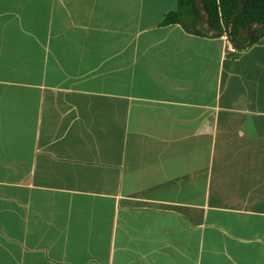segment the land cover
Listing matches in <instances>:
<instances>
[{
    "label": "crops",
    "instance_id": "1",
    "mask_svg": "<svg viewBox=\"0 0 264 264\" xmlns=\"http://www.w3.org/2000/svg\"><path fill=\"white\" fill-rule=\"evenodd\" d=\"M176 8L0 0V264H264V34Z\"/></svg>",
    "mask_w": 264,
    "mask_h": 264
},
{
    "label": "trees",
    "instance_id": "2",
    "mask_svg": "<svg viewBox=\"0 0 264 264\" xmlns=\"http://www.w3.org/2000/svg\"><path fill=\"white\" fill-rule=\"evenodd\" d=\"M162 23H179L195 33H224L233 45L243 46L264 34V0H177Z\"/></svg>",
    "mask_w": 264,
    "mask_h": 264
},
{
    "label": "built area",
    "instance_id": "3",
    "mask_svg": "<svg viewBox=\"0 0 264 264\" xmlns=\"http://www.w3.org/2000/svg\"><path fill=\"white\" fill-rule=\"evenodd\" d=\"M240 52V49L233 45L227 38H226V45H225V53L230 55H235Z\"/></svg>",
    "mask_w": 264,
    "mask_h": 264
}]
</instances>
